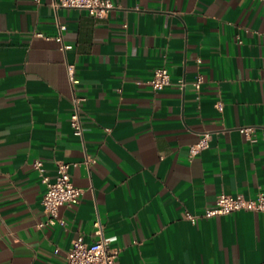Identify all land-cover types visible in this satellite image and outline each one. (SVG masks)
I'll use <instances>...</instances> for the list:
<instances>
[{
    "label": "crops",
    "instance_id": "obj_1",
    "mask_svg": "<svg viewBox=\"0 0 264 264\" xmlns=\"http://www.w3.org/2000/svg\"><path fill=\"white\" fill-rule=\"evenodd\" d=\"M113 2L97 17L55 0H0V264H65L78 235L97 239V220L118 264H264V212L187 218L222 192H264V3ZM160 66L171 83L155 90ZM75 97L83 136L70 120ZM205 131L209 146L190 156ZM38 159L51 178L70 163L84 190L60 206L64 225L44 224Z\"/></svg>",
    "mask_w": 264,
    "mask_h": 264
},
{
    "label": "built area",
    "instance_id": "obj_2",
    "mask_svg": "<svg viewBox=\"0 0 264 264\" xmlns=\"http://www.w3.org/2000/svg\"><path fill=\"white\" fill-rule=\"evenodd\" d=\"M264 3V0H261ZM56 7L81 8L87 10L90 14L103 17L106 16L115 4L113 0H55ZM66 28L65 24L59 25V33L56 40L63 42L62 32ZM66 46L62 44V48ZM68 74L72 86L80 82L75 75V67L68 65ZM203 82V76L200 74L194 81L195 87L199 90ZM149 83L155 90H161L171 83V74L167 66H160L155 69L153 78ZM180 86H185V80L179 81ZM81 98L75 97L74 109L71 113V124L73 131L78 136H83V124L80 115ZM253 126L241 128L248 138H251ZM211 132L205 131L200 138L189 147L190 156L199 154L202 150L209 146ZM87 161L94 162V158H87ZM34 166L40 171L43 182L46 184V190L43 195L42 203L48 219L44 223L49 224H65L64 220L59 216L60 206L67 204L72 205L79 202L84 190L76 186L69 172L70 163L59 161L57 164V173L51 178L45 173L43 161L38 159L34 162ZM237 210H256L264 212V192H260L256 197H246L243 194H230L222 192L217 195L214 207L206 208L201 214L188 212L187 218L196 220L200 216L210 217L214 215L229 214ZM95 232L97 239L92 242L85 240L82 234L78 235L67 250L65 264H118L119 248L112 247L111 242L114 237H107L103 233V226L99 220L95 223Z\"/></svg>",
    "mask_w": 264,
    "mask_h": 264
}]
</instances>
